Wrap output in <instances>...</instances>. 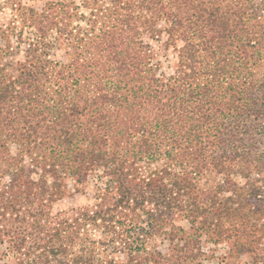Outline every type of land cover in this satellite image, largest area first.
Segmentation results:
<instances>
[{"label": "trees", "instance_id": "obj_1", "mask_svg": "<svg viewBox=\"0 0 264 264\" xmlns=\"http://www.w3.org/2000/svg\"><path fill=\"white\" fill-rule=\"evenodd\" d=\"M206 240L264 264V0H0V264Z\"/></svg>", "mask_w": 264, "mask_h": 264}, {"label": "rangeland", "instance_id": "obj_2", "mask_svg": "<svg viewBox=\"0 0 264 264\" xmlns=\"http://www.w3.org/2000/svg\"><path fill=\"white\" fill-rule=\"evenodd\" d=\"M95 195L96 189L92 183L83 185L69 183L67 196L59 203V207L76 206L87 202H93ZM161 240L162 236L160 235L151 237L147 242L148 248L150 250L159 248L166 251V244H162ZM203 246L206 255L202 264H246L250 261L249 256L242 255L236 257L235 255L229 254V249L224 243L215 244L206 240ZM110 255H113V253Z\"/></svg>", "mask_w": 264, "mask_h": 264}]
</instances>
